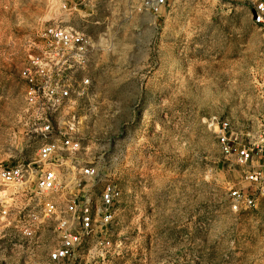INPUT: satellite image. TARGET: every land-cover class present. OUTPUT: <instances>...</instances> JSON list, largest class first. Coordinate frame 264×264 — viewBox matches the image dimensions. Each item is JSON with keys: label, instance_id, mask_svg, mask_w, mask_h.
Instances as JSON below:
<instances>
[{"label": "rangeland", "instance_id": "1", "mask_svg": "<svg viewBox=\"0 0 264 264\" xmlns=\"http://www.w3.org/2000/svg\"><path fill=\"white\" fill-rule=\"evenodd\" d=\"M61 1L0 0V165L37 161L42 140L20 74L43 30L61 20L85 32L90 86L70 110L76 123L59 115L53 125L81 141L77 157L99 177L78 187L67 165L65 193L99 204L112 185L121 196L112 225L101 233L97 217L96 234L68 264H264V198L238 212L230 199L258 191L245 173L264 159L244 169L218 143L223 121L260 129L264 27L253 16L264 0H169L160 15L146 0H89L69 13ZM16 208L0 217V264H50L55 219L42 215L27 240L13 223Z\"/></svg>", "mask_w": 264, "mask_h": 264}, {"label": "built area", "instance_id": "2", "mask_svg": "<svg viewBox=\"0 0 264 264\" xmlns=\"http://www.w3.org/2000/svg\"><path fill=\"white\" fill-rule=\"evenodd\" d=\"M61 1V0H59ZM89 0H77L72 6L60 2L64 13L76 12ZM169 0H146V7L160 15ZM253 24L264 27V3L254 7ZM42 47L30 56L21 71L25 83V102L29 119L36 123L35 133L41 137L35 163H20L15 166L0 165V217L6 219L15 200L25 199L27 204L16 208L13 223L24 239L32 240L39 230L43 215L55 219L59 245L48 254L50 264H68L77 251L84 248L96 234V218L103 228L111 226L115 207L121 193L116 186L108 185L96 204L91 194H66L70 178L64 175L67 165L77 171L75 181L81 187L83 181L96 180L98 170L78 159L82 151L81 141L71 132H56L53 121L64 115L72 127L78 120L75 106L90 86V79L83 74L90 66L93 50L92 39L83 31L54 20L40 36ZM260 129L255 134L233 130L228 121L219 125L218 143L221 153L235 159L238 166L248 168L256 159L264 156V114L260 117ZM71 130V128H70ZM71 158V159H68ZM246 180L258 188L256 193H230L232 209H255L264 198V171L248 170ZM58 199V200H57ZM62 200V201H60ZM107 245L110 240L104 239Z\"/></svg>", "mask_w": 264, "mask_h": 264}, {"label": "crops", "instance_id": "3", "mask_svg": "<svg viewBox=\"0 0 264 264\" xmlns=\"http://www.w3.org/2000/svg\"><path fill=\"white\" fill-rule=\"evenodd\" d=\"M262 159H264L263 157H262ZM262 161V164H264V160H261ZM257 169H260V170H263L264 171V165H258L257 166Z\"/></svg>", "mask_w": 264, "mask_h": 264}]
</instances>
